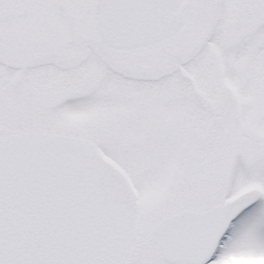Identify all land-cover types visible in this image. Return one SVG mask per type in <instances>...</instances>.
Returning a JSON list of instances; mask_svg holds the SVG:
<instances>
[{
    "label": "snow or ice",
    "instance_id": "6c2138e0",
    "mask_svg": "<svg viewBox=\"0 0 264 264\" xmlns=\"http://www.w3.org/2000/svg\"><path fill=\"white\" fill-rule=\"evenodd\" d=\"M0 264H264V0H0Z\"/></svg>",
    "mask_w": 264,
    "mask_h": 264
}]
</instances>
